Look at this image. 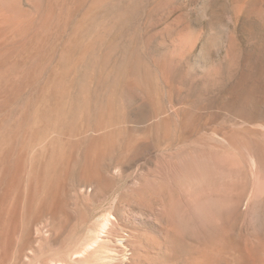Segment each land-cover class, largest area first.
Instances as JSON below:
<instances>
[{
	"label": "rangeland",
	"instance_id": "374dc122",
	"mask_svg": "<svg viewBox=\"0 0 264 264\" xmlns=\"http://www.w3.org/2000/svg\"><path fill=\"white\" fill-rule=\"evenodd\" d=\"M0 264H264V0H0Z\"/></svg>",
	"mask_w": 264,
	"mask_h": 264
},
{
	"label": "bare ground",
	"instance_id": "6f19581e",
	"mask_svg": "<svg viewBox=\"0 0 264 264\" xmlns=\"http://www.w3.org/2000/svg\"><path fill=\"white\" fill-rule=\"evenodd\" d=\"M28 128H29V127H28ZM8 147H9V146H8ZM11 152H12V151H11ZM6 153H8V152H6ZM179 153H180V154L177 155V157L180 156L181 159H180V162H178V163H179L178 165H179V167L182 168L181 170H184V172L182 171L183 173H182V175H180V176H179V174H178L177 176L175 175V176H176L175 178L173 177V178H174L173 181L175 182L176 185L180 184V182H181V183L185 182L184 180H186V178L189 176V175H188V171H189V170L187 171V166L189 167L190 164H196V163H198V161H199V160H198V159H199V157H198L199 155H198V156H197V155H189V154H185L184 152H181V151H180ZM196 153H197V152H196ZM3 154H4V153H3ZM8 154H9V153H8ZM203 154H204V153H203ZM6 155H7V154H6ZM8 157H10V156H8ZM1 158H2V157H1ZM11 159H12V158H11ZM59 159H60V158H59ZM59 159H58V160H59ZM200 159L203 160L202 157H200ZM7 160H8V158H7ZM178 160H179V159H178ZM202 160H201V161H202ZM20 161H21V160H20ZM201 161H200V162H201ZM15 162H16V161H15ZM11 163H12V162H11ZM5 164H6V163H5ZM7 164H8V163H7ZM9 164H10V163H9ZM54 164H55V163H54ZM18 165H19V164H18ZM18 165H17V166H18ZM200 165H201V164H200ZM12 166H13V165H12ZM12 166H11V167H12ZM17 166H16V167H17ZM14 167H15V166H14ZM9 168H10V167H9ZM17 168H18V167H17ZM190 168H191V167H190ZM195 168H196V166H195ZM11 169H12V168H11ZM179 169H180V168H179ZM7 170H8V172H9V169H7ZM12 171H13V170H12ZM53 171H54V170H53ZM8 172H6V173H8ZM10 172H11V171H10ZM31 172H32V171H31ZM6 173H5V174H6ZM143 173H144V172H143ZM146 173H147V172H146ZM21 174H22V173H21ZM10 175H11V173H10ZM155 175H156V174H155V172H154L153 170H149V169H148V173H147L146 175L143 176L142 180L145 182L146 185H148V184H150L151 182H154V181H155V180H154V179H156V178H155V177H156ZM6 176L9 177L8 174H7ZM11 176H12V175H11ZM129 176H130V175H129ZM164 176H165V177H164L165 179H163V180L161 181V183H159V181H160L159 179H158V180L156 179V181L158 182V185H157L156 187L158 188L159 186H161L160 184H162V185L165 187V188L162 189V191H163L164 194H166V196H167V194H169L171 197H172V196L176 197V196H177V192H176V191H178V193H179V191L185 193V190H186V189L184 190V188L182 189V190H183V191H182L181 189L178 190V188H177V190H176L175 188H176L177 186L175 187V185H174V186L172 185L173 187H171V186H170V183H169V181H168V179H169L168 175H167V177H166V174H165ZM204 177H205V176H204ZM24 178H25V177H24ZM167 178H168V179H167ZM213 178H215V177L213 176ZM11 179H12V178H11ZM31 179H32V178H31ZM139 179H140V178H139ZM57 180H58V179H57ZM90 180H91V179H90ZM153 180H154V181H153ZM7 181H8V179H7ZM210 181H211V180H210ZM141 182H142V181H141ZM190 182H192V179L190 180ZM204 182H207V181H204ZM215 182H216V180H215ZM13 183H14V182H13ZM29 183H30V182H29ZM185 183H186V182H185ZM139 184H140V183H139ZM142 184H144V183L142 182ZM156 184H157V183H155V185H156ZM203 184H204V183H203ZM6 185H7V184H6ZM152 185H153V184L151 183V186H150V187H152ZM139 186H140V185H139ZM153 186H154V185H153ZM174 187H175V188H174ZM183 187H184V186H183ZM51 188H52V187H51ZM145 188H146V187H145ZM152 188H153V187H152ZM157 188H156V189H157ZM180 188H182V186H181ZM149 189H150V190H149V192H150L152 189H151V188H149ZM158 189H159V188H158ZM164 189H166L165 191H167L168 193H165ZM46 190H47V189H46ZM145 190H146V189H145ZM192 190H193V189H192ZM135 191H136V190H135ZM157 191H158V190H157ZM157 191H156V193H157ZM160 191H161V187H160ZM142 192H144L143 189H142ZM151 192H155V191H151ZM151 192H150V193H151ZM186 192H187V191H186ZM29 193H30V192H29ZM156 193H155V194H156ZM160 193H162V192H160ZM153 194H154V193H153ZM2 195H3V194H2ZM148 195H149V193H148ZM166 196H165V197H166ZM170 196H169V198H171ZM178 196H179V195H178ZM165 197H164V198H165ZM154 198H155V197H154ZM171 199H172V198H171ZM173 199H175V198H173ZM26 200H27V199H26ZM169 200H170V199H169ZM169 200H168V202H170ZM39 201H40V200H39ZM171 201H172V200H171ZM166 203H167V202H166ZM170 207H171V206H170ZM181 207H182V206H181ZM4 209H5V208H4ZM172 209H173V208H172ZM172 211H173L174 213H176V212L174 211V209H173ZM173 212H172V213H173ZM175 217H177V216H175ZM180 223H181V222H180ZM200 225H201V224H200ZM200 225H199V226H200ZM179 226H180V225H179ZM182 226H183V228H185L184 230L187 229V228L185 227L186 225H185V226L183 225V221H182V224H181L180 227H182ZM180 227H179V228H180ZM201 227H202V226H200L199 229H202ZM183 228H182V229H183ZM195 228H196V227H195ZM180 229H181V228H180ZM185 232H186V231H185ZM186 247H187V246H186ZM186 256H187V255H186Z\"/></svg>",
	"mask_w": 264,
	"mask_h": 264
}]
</instances>
